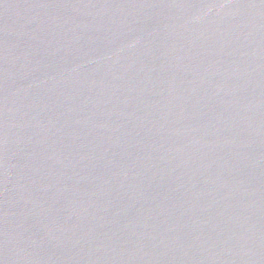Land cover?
I'll use <instances>...</instances> for the list:
<instances>
[{
  "label": "water",
  "instance_id": "water-1",
  "mask_svg": "<svg viewBox=\"0 0 264 264\" xmlns=\"http://www.w3.org/2000/svg\"><path fill=\"white\" fill-rule=\"evenodd\" d=\"M0 264H264V0H0Z\"/></svg>",
  "mask_w": 264,
  "mask_h": 264
}]
</instances>
